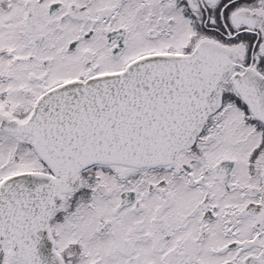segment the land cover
<instances>
[{
	"label": "snow or ice",
	"instance_id": "obj_1",
	"mask_svg": "<svg viewBox=\"0 0 264 264\" xmlns=\"http://www.w3.org/2000/svg\"><path fill=\"white\" fill-rule=\"evenodd\" d=\"M0 264H264V0H0Z\"/></svg>",
	"mask_w": 264,
	"mask_h": 264
}]
</instances>
